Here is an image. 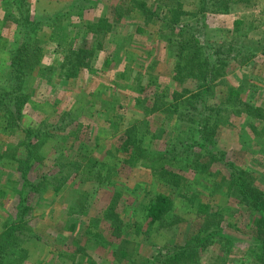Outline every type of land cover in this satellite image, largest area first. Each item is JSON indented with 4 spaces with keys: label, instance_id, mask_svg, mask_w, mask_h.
<instances>
[{
    "label": "rangeland",
    "instance_id": "1",
    "mask_svg": "<svg viewBox=\"0 0 264 264\" xmlns=\"http://www.w3.org/2000/svg\"><path fill=\"white\" fill-rule=\"evenodd\" d=\"M234 169L264 193V0H0V240L19 223L24 241L7 264H152L197 236L185 264H254L264 225Z\"/></svg>",
    "mask_w": 264,
    "mask_h": 264
},
{
    "label": "trees",
    "instance_id": "2",
    "mask_svg": "<svg viewBox=\"0 0 264 264\" xmlns=\"http://www.w3.org/2000/svg\"><path fill=\"white\" fill-rule=\"evenodd\" d=\"M144 10V9H143ZM146 11V10H144ZM149 12V11H148ZM89 29H92L93 25L90 24L88 26ZM184 27V28H182ZM181 28L179 27V31H182L189 27V25L182 26ZM168 28H174V25L168 24ZM31 42L29 39L27 41H24L18 51H14L13 54L11 55L10 59V67H11V76H10V83L15 84V81L22 79V69L25 67L27 63V53L28 51L31 50ZM216 51H219L218 58H223V59H230L234 60L237 58L236 52H239L237 49H235L232 45H229V47L226 48H219ZM240 53V52H239ZM235 54V55H234ZM181 71V69H180ZM209 80V76L205 75L203 77V83H207ZM181 96L177 97V99H180ZM180 101L179 104L184 105L186 108V112L188 115L191 116V118H195V114L198 112V109L200 108V104L202 100L198 98H188L186 97V100H178ZM189 107V108H188ZM208 111H213L214 116H218L219 113L222 111L221 107H211V105H208ZM199 114V113H198ZM184 114L180 113L181 119H183ZM64 116L62 120H60L57 123H53L48 125L47 130H56V129H61L64 128L67 125H70L66 120ZM195 119H193L194 121ZM211 117L207 116L206 117V131H207V124H211ZM213 143V142H212ZM162 157L168 158L170 157L169 154L163 153ZM216 159V158H214ZM26 163H30V157L26 158ZM226 166L230 169L234 168L233 163L230 161L226 162ZM32 167V164L27 165L26 170H29ZM231 181L233 184L238 189V192L242 196L244 200L248 202V204L251 206L252 209H254L256 212H259L261 215V218L258 220L257 224L264 225V193L261 191L258 186L256 185L255 181L252 180V177L247 174L245 171H238L234 169L231 173ZM177 184V183H175ZM173 206V200L172 198L164 195H160L156 197L155 199L150 201V205L146 207V215L147 218L150 219L149 221V226H152L156 221H158L164 213L169 211L171 207ZM20 225L21 222H20ZM23 226V225H22ZM19 223H13L10 225V227L5 231L4 236L0 240V264H7V260L9 256L14 255L15 251L19 247L20 243H23V239H19ZM141 229L138 227V229H135L136 234L141 233ZM207 242V239H204L203 237L197 236L194 239L190 238L187 240L183 245L180 246H174L173 249L174 252L171 253L170 255H160L159 258H156L157 263L153 262L152 264H185L189 261L196 260L194 255H198V247L202 248V246ZM262 248H256L255 253L253 256V263L254 264H264V247ZM4 253H2L1 252ZM183 261V262H182Z\"/></svg>",
    "mask_w": 264,
    "mask_h": 264
}]
</instances>
